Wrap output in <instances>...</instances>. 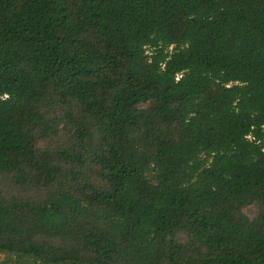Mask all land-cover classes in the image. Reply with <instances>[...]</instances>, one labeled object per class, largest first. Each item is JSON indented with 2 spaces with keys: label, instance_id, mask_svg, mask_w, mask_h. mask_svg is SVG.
<instances>
[{
  "label": "trees",
  "instance_id": "obj_1",
  "mask_svg": "<svg viewBox=\"0 0 264 264\" xmlns=\"http://www.w3.org/2000/svg\"><path fill=\"white\" fill-rule=\"evenodd\" d=\"M0 256L264 264V0H0Z\"/></svg>",
  "mask_w": 264,
  "mask_h": 264
},
{
  "label": "rangeland",
  "instance_id": "obj_2",
  "mask_svg": "<svg viewBox=\"0 0 264 264\" xmlns=\"http://www.w3.org/2000/svg\"><path fill=\"white\" fill-rule=\"evenodd\" d=\"M245 213L250 217V218H254L257 216L258 211L257 208L255 206H250L248 208L245 209ZM3 260V256H0V264L1 261Z\"/></svg>",
  "mask_w": 264,
  "mask_h": 264
}]
</instances>
